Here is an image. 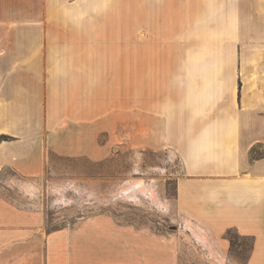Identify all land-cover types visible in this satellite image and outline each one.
I'll return each mask as SVG.
<instances>
[{
  "label": "crops",
  "instance_id": "crops-1",
  "mask_svg": "<svg viewBox=\"0 0 264 264\" xmlns=\"http://www.w3.org/2000/svg\"><path fill=\"white\" fill-rule=\"evenodd\" d=\"M110 1L0 0V174L38 178L49 154L100 162L115 131L132 133L179 162L185 223L234 231L250 240L246 264H264V0H183L205 1L190 11L198 44L147 63L141 5L127 63ZM157 245L104 217L47 232L0 195V264H158Z\"/></svg>",
  "mask_w": 264,
  "mask_h": 264
},
{
  "label": "rangeland",
  "instance_id": "rangeland-1",
  "mask_svg": "<svg viewBox=\"0 0 264 264\" xmlns=\"http://www.w3.org/2000/svg\"><path fill=\"white\" fill-rule=\"evenodd\" d=\"M198 3L203 8L205 1H110L109 12L115 15L111 24L120 45L126 46L127 63L133 62L134 46L140 39L134 31L137 6L141 5L142 13V62L147 63L151 58L159 61L170 56L163 53L168 46L180 51L182 46L198 44L192 34L196 11L190 12ZM152 50L156 53L151 56ZM116 132L106 160L92 162L49 154L43 173L34 179L3 170L0 195L42 216L47 232L73 230L85 221L104 217L117 226L156 235L158 264H169L170 254L173 264H246L249 239L234 231L221 236L197 231L177 212L175 180L180 166L175 156L168 151L136 149L132 133L122 139ZM260 155H264V148L253 154ZM139 181L142 186L137 187ZM200 237H204L203 242Z\"/></svg>",
  "mask_w": 264,
  "mask_h": 264
},
{
  "label": "bare ground",
  "instance_id": "bare-ground-1",
  "mask_svg": "<svg viewBox=\"0 0 264 264\" xmlns=\"http://www.w3.org/2000/svg\"><path fill=\"white\" fill-rule=\"evenodd\" d=\"M140 186H142V181H139V182L137 183V187H140ZM186 227H187V226H186ZM191 229H192V228H191ZM200 238H202V237H200ZM203 238H204V237H203ZM203 238L201 239L202 242H203V240H204Z\"/></svg>",
  "mask_w": 264,
  "mask_h": 264
},
{
  "label": "trees",
  "instance_id": "trees-1",
  "mask_svg": "<svg viewBox=\"0 0 264 264\" xmlns=\"http://www.w3.org/2000/svg\"><path fill=\"white\" fill-rule=\"evenodd\" d=\"M3 139V137H0V140H2Z\"/></svg>",
  "mask_w": 264,
  "mask_h": 264
}]
</instances>
